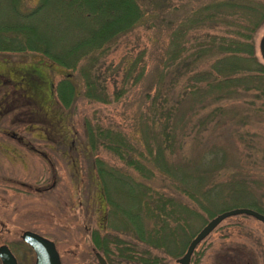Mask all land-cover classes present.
Masks as SVG:
<instances>
[{
	"label": "rangeland",
	"instance_id": "rangeland-1",
	"mask_svg": "<svg viewBox=\"0 0 264 264\" xmlns=\"http://www.w3.org/2000/svg\"><path fill=\"white\" fill-rule=\"evenodd\" d=\"M38 1L22 0L21 6L30 9ZM210 1L138 0L144 9L141 21L121 34L98 61V74L110 99L106 104L83 97L82 80L76 71L52 64L39 53L0 52V245L8 247L17 264H34L33 251L20 238L25 230L52 241L60 264H97L94 252L105 260L92 242L93 232L99 238L114 233L124 241L135 242L112 229L118 222L110 218L117 210L111 201L122 203L113 192L110 201L106 200L93 167L98 161L131 176L137 183L133 184L135 190L148 186L193 210L185 213L187 220L176 239L174 255L163 248L152 249L163 264H178L176 260L193 235L211 216L222 212V206L231 205L229 181L252 188L251 194H243L264 210V95L253 83L230 99L214 101L215 93L210 94L204 109L196 101H183L180 112L186 110L190 120L185 128L181 125L186 118L179 122L175 131L178 140L166 147L165 155L172 162L192 163L202 158L204 166H213V176L205 181L207 189L214 187L207 200L203 198L207 210L175 191L172 181L160 172L153 170V176L145 178L101 146L93 151L87 146L84 127L89 120L123 135L135 149L133 154L149 167L137 156V151L145 153V138L151 140L148 131H141V124L149 125L152 118L150 98L157 92L155 103L165 105L167 93L173 92L169 76L162 73L172 22L186 23L194 8ZM255 1L264 8V0ZM262 11L251 42L256 60L264 64L259 53L264 35ZM219 33L228 35L225 30ZM208 34L207 24L190 26L186 32V46L196 52L190 65L195 72L206 70L212 60V51L197 52L201 43H208ZM129 67L132 71L124 82ZM139 71L138 82L132 84V76ZM67 76L75 93L70 105L63 106L55 87ZM120 89L119 98L113 100L114 92ZM187 106L193 109L189 111ZM216 107L221 110L207 114ZM164 116H158L160 121ZM111 251L113 264H125L114 249ZM189 264H264V225L246 215L224 218L198 242Z\"/></svg>",
	"mask_w": 264,
	"mask_h": 264
},
{
	"label": "trees",
	"instance_id": "trees-1",
	"mask_svg": "<svg viewBox=\"0 0 264 264\" xmlns=\"http://www.w3.org/2000/svg\"><path fill=\"white\" fill-rule=\"evenodd\" d=\"M243 1L212 0L194 8L186 23L172 22L162 59V73L169 76L168 84L173 92L167 93L165 105L155 103L156 92L149 102L148 109L152 112L149 125L140 123L141 131H148L151 140L145 138V153L137 151V156L149 163V167L133 154L135 149L124 141L123 135L86 120L84 130L88 148L93 151L101 146L145 178L150 179L153 170L160 172L165 179L172 181L175 191L186 195L199 209L207 210L205 200L214 187L207 189L205 181L213 176V166H204L202 158L192 163L172 162L165 155V150L178 140L175 131L179 122L186 118L181 125L185 128L190 120L186 110L180 112L183 101H196L204 109L205 99L210 94L215 93L214 101L230 99L241 88H250V84L264 95V64L256 60L251 42L264 8L258 7L255 0ZM21 3L22 0H0V52L39 53L52 64L76 71L82 80L84 98L109 103L98 74V61L115 45L121 34L141 21L144 9L138 0H39L30 9L22 8ZM204 24L209 29V39L208 43H201L202 47L197 52L200 55L212 51V60L206 70L195 72L190 65L196 52L188 50L185 36L190 26ZM221 30L228 35L218 34ZM131 71L129 67L124 82ZM140 76L141 71L132 76V84L138 82ZM55 91L63 106L70 105L75 93L71 77L61 78ZM122 91H115L113 100L118 99ZM192 109L187 106V110ZM215 110L219 112L221 109L216 107L207 114H213ZM162 115H165L164 121L158 117ZM93 164L106 200L110 201L112 192L121 199L122 206L111 201L117 210L111 213L110 218L115 217L118 222L112 224V229L135 240L124 241L114 233H104L99 238L97 232H93L92 242L103 253L106 263L113 264L111 250L114 249L115 255L125 264H163L152 249L163 248L168 255H174L176 239L187 220L185 213H193V210L179 206L148 186L135 190L133 184L137 183L132 182L131 176L99 161L97 165ZM251 191L252 188L243 182L229 181L228 194L232 196V202L222 206L221 211L249 207L264 215V210L247 201L249 197L245 194H251ZM213 213L211 211L209 215Z\"/></svg>",
	"mask_w": 264,
	"mask_h": 264
},
{
	"label": "water",
	"instance_id": "water-1",
	"mask_svg": "<svg viewBox=\"0 0 264 264\" xmlns=\"http://www.w3.org/2000/svg\"><path fill=\"white\" fill-rule=\"evenodd\" d=\"M259 53L262 61L264 62V35L260 40ZM234 215L250 216L264 225V215L254 209L247 207H235L224 210L206 221V223L193 235L184 252L176 260V262L178 264H189L190 256L198 242H200L221 220ZM20 238L33 251L34 264H60L58 253L52 241L28 230L22 231ZM94 257L97 264H107L98 252H94ZM0 264H17L16 259L8 247L4 244L0 245Z\"/></svg>",
	"mask_w": 264,
	"mask_h": 264
},
{
	"label": "flooded vegetation",
	"instance_id": "flooded-vegetation-1",
	"mask_svg": "<svg viewBox=\"0 0 264 264\" xmlns=\"http://www.w3.org/2000/svg\"><path fill=\"white\" fill-rule=\"evenodd\" d=\"M40 153L42 154V152L40 151ZM44 155V154H43Z\"/></svg>",
	"mask_w": 264,
	"mask_h": 264
}]
</instances>
